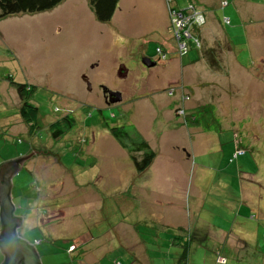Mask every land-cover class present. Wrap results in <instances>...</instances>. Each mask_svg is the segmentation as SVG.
Listing matches in <instances>:
<instances>
[{
    "label": "rangeland",
    "instance_id": "obj_1",
    "mask_svg": "<svg viewBox=\"0 0 264 264\" xmlns=\"http://www.w3.org/2000/svg\"><path fill=\"white\" fill-rule=\"evenodd\" d=\"M222 1L120 0L112 19L98 23L86 0H63L43 13L0 20V164L33 153L11 179L10 195L15 216H23L17 236L33 245L40 264H176L185 231L163 223L155 243L145 222L138 230L149 241L139 246L132 228L106 224L116 215L110 196L130 184L141 221L143 211L176 214L180 201L167 200L160 188L166 183L155 166L160 157L204 178L206 207L234 208L222 225L227 231L234 221V248L221 255L209 239L188 243L186 264H216L218 254L226 264H264V228L258 239L243 241L235 223L237 210L248 209L245 201H264V0H225L223 8ZM141 56L157 66L142 68ZM118 62L127 68L123 80L113 66ZM7 77L34 89L38 128L32 136ZM99 85L121 90L122 103L105 105ZM206 104L214 106L215 118L195 135L184 116ZM67 114L75 128L53 141L49 124ZM105 119L132 125L154 151L143 173L106 131ZM237 141L244 154L231 162ZM139 210L135 205L132 215Z\"/></svg>",
    "mask_w": 264,
    "mask_h": 264
},
{
    "label": "trees",
    "instance_id": "obj_2",
    "mask_svg": "<svg viewBox=\"0 0 264 264\" xmlns=\"http://www.w3.org/2000/svg\"><path fill=\"white\" fill-rule=\"evenodd\" d=\"M62 1L63 0H0V20L18 14L32 15V14L43 13L53 9ZM86 1L95 21L98 23H107L112 19V16L120 0H86ZM226 6L227 5H224L222 6V8ZM220 21L223 23L224 26L230 25V21L226 17H223ZM186 54L184 56H186ZM184 56H182V58ZM6 79L17 93V96L19 98L18 115L20 116L22 123L27 128V134L32 136V134H34L38 128L37 126L38 109L34 104L30 103V95L34 89L33 87L28 86L26 84L15 83L13 79L10 77H7ZM193 111L194 112L190 116L188 115L187 117L184 116V125L195 129L196 128L198 129L200 126H202L203 128L205 127L208 128L209 127L208 118L214 119L215 118L214 116L216 115L214 113L215 112L214 106L210 104L199 106ZM176 113H178V111ZM104 121L105 123L107 122L106 119ZM75 126H76L75 118L71 114H67L58 120H54V122L49 124L48 131L51 139L53 141H58L63 137H65L73 128H75ZM105 129L109 133V135L114 139V141L117 142L119 147L126 152L137 174L143 173L147 168H149V166L152 164L153 160L155 159V153L149 146H147L145 141L139 136V134L132 125L123 122L116 126H111L110 124L106 123ZM220 131L221 130L218 126L216 132H220ZM218 141L220 140L218 139ZM225 142H229V138L225 139L224 143ZM246 142L249 143L247 140ZM234 147H235V151L234 149H231L228 155L230 156L231 152H233L232 155L233 157L231 156L232 158L230 160L231 162L237 160L239 156H242L244 154V150L243 151L241 150L238 141L234 145ZM227 178L228 177H226L225 179L226 182H227ZM231 180L233 182L235 178L231 177ZM228 184L230 185L231 183ZM230 201L232 203L234 202V200L232 199ZM245 203L248 209H246L245 211H243L242 209H238L236 215L237 220L239 222V228H240L239 231L242 236L241 240L243 241L252 240V235H255L256 239H258L260 237L259 232L261 227L262 229L264 228V216H262V214L259 211L260 205L262 206V209H264V201H262L260 204L257 200L256 201L253 200L251 202L252 206H250L247 201H245ZM129 215H130V211H127L125 214L126 218H128ZM259 216H261V218ZM112 219H116L115 216ZM112 219H108L109 222L106 221V224L108 223V228H110V230L113 228L114 225V221ZM145 222L150 223V228L155 231V234L151 236L152 237L151 241H154L156 243L159 240V238L157 237V232H158L157 228L161 224H156L151 221L148 222L145 219L144 220L142 219L141 221L139 219V221L137 220V222L134 221L131 227L134 234L136 235V243L139 246H144L147 243V241H149L148 238L145 235H143L141 231L138 230L140 228L145 227V225H143V223ZM185 232H186V240L183 241L186 242V244L183 245L181 257L178 259L176 264H186L185 258L187 255L188 243H191V234L189 231H185ZM250 243L252 244L253 242ZM74 258L76 260H78V258L80 259L79 256ZM220 260H224L225 262L222 261L220 262ZM146 261H150L149 256L146 257ZM221 263L226 264L227 260L225 257L218 254V260L216 264H221Z\"/></svg>",
    "mask_w": 264,
    "mask_h": 264
},
{
    "label": "crops",
    "instance_id": "obj_3",
    "mask_svg": "<svg viewBox=\"0 0 264 264\" xmlns=\"http://www.w3.org/2000/svg\"><path fill=\"white\" fill-rule=\"evenodd\" d=\"M193 50L195 51V49H192L191 51ZM193 129L195 130V135H198L199 133L198 129L197 128L196 129L193 128ZM81 151L83 150L81 149ZM171 152H173V150H171ZM162 161L164 160L160 157L156 160V164H155L156 168H158V170L162 172V174L160 175L161 180L166 181V183L161 184L160 188L164 189L163 192L167 196V200H169V198L172 197H177L178 201H180L179 204H177L178 210L176 214L171 218L164 217L165 216L164 213L166 212H163V215L161 216H155L153 214H150V211L151 212H159V211H155V210L143 211L144 217L142 219L154 222L156 224H163V223L170 224L172 227L177 228L178 230L189 231L191 234V243L193 246H197V244H201L200 242L203 243L204 241L209 239L212 241V243H214L212 248L216 249V246H220L219 253L221 255L223 254V252H226V250H231L232 248H234L233 240L235 234L232 233V230L234 231V221L231 225L232 229H228L227 231H224L222 229L223 224L226 225L229 223V220L231 219L232 214L234 212V208H230L228 212H223L221 208L206 207L203 185H201L204 181V178L202 176L198 178V175L188 176L186 171L182 169L181 163L180 165H176L175 162L173 161H169V162L167 161L168 164L167 163L162 164ZM164 167H170V169L163 170ZM83 180L84 178L82 179L80 177V181ZM180 181L182 184H180ZM197 181L199 182L197 183ZM131 188H132V184L126 185L123 188H121V190L118 191L117 194L116 191L114 190L113 192L115 194L113 196H110L112 202L110 204V208L111 206H113L112 211H114L116 214L114 215L116 219H112L114 221L113 228L115 230L117 229V227L120 228V226H125L126 229L128 228L131 229L132 223L135 221V219L136 222L137 220L139 221L140 215L142 213V206L139 202L138 203L133 202L132 195L134 193H132ZM224 197L225 199L229 200L230 194H225ZM129 202H130V207L128 208ZM168 204L169 203L167 201L165 204L166 205L165 208H163L166 211ZM135 205H136V210L139 209L140 207L138 216H136L137 212L134 213V216L132 215L133 213L132 210L134 211ZM110 208L108 209L110 210ZM127 211H130V217L128 218H126L125 216ZM262 216H264V213H262ZM235 223H237V225L239 226V222L236 218H235ZM173 224L176 226H174ZM239 230L240 228L238 229L237 232H239ZM83 243L82 244L78 243L77 245V246L81 245L80 247H78L80 250L79 254L82 253L83 248L81 247H83L82 246ZM223 243H228L229 247H225L224 245H222Z\"/></svg>",
    "mask_w": 264,
    "mask_h": 264
},
{
    "label": "water",
    "instance_id": "obj_4",
    "mask_svg": "<svg viewBox=\"0 0 264 264\" xmlns=\"http://www.w3.org/2000/svg\"><path fill=\"white\" fill-rule=\"evenodd\" d=\"M142 62L148 68L154 65V62H150L148 58L142 59ZM109 96H115L111 102L119 101L118 94L109 93ZM31 154L0 164V255L2 256L0 264H40L33 245L17 236L23 216H14L15 208L10 195L11 179L20 170L22 161Z\"/></svg>",
    "mask_w": 264,
    "mask_h": 264
},
{
    "label": "flooded vegetation",
    "instance_id": "obj_5",
    "mask_svg": "<svg viewBox=\"0 0 264 264\" xmlns=\"http://www.w3.org/2000/svg\"><path fill=\"white\" fill-rule=\"evenodd\" d=\"M144 58H147V57L141 56V57H140V60H139V63H140V65L142 66V68H148V67H146V65H144V63L142 62V59H144ZM148 59H150V62H154V65H153L152 67H149L148 69H153V68H155V67L157 66V64H158V61H157L156 59H154V60H152L151 58H148ZM113 66H116V68H117V72H116V74H117V78H118L119 80H123V79H125V76L123 77V73H124V72H127V68L125 67V65H123L121 62H118V63L113 64ZM91 68H92V67H91ZM120 71H122V72H120ZM84 79H85V78H84ZM99 86H100V89H101L102 102H103L105 105L110 106V105H117V104L122 103V91H121V90L116 89V88H114V89H110V88H108V87H104V86H101V85H99ZM109 93H116V94H118V96H119V101L111 102V100L114 99L115 96H109ZM14 216H15V214H14Z\"/></svg>",
    "mask_w": 264,
    "mask_h": 264
},
{
    "label": "built area",
    "instance_id": "obj_6",
    "mask_svg": "<svg viewBox=\"0 0 264 264\" xmlns=\"http://www.w3.org/2000/svg\"><path fill=\"white\" fill-rule=\"evenodd\" d=\"M223 5H225V3H223ZM226 23H227V21H226ZM183 46H185V45L183 44ZM192 49H195V48L191 47V50H192ZM179 51H180V54H181V55H185L186 52H187V46H186L185 48L183 47L182 49L180 48ZM182 99L185 100L186 97H182ZM178 113L183 115V109H180V111H179ZM221 261H222V262H225L224 260H220V262H221Z\"/></svg>",
    "mask_w": 264,
    "mask_h": 264
},
{
    "label": "clouds",
    "instance_id": "obj_7",
    "mask_svg": "<svg viewBox=\"0 0 264 264\" xmlns=\"http://www.w3.org/2000/svg\"><path fill=\"white\" fill-rule=\"evenodd\" d=\"M223 3H225V5L227 4V2L226 1H222ZM224 6V5H223Z\"/></svg>",
    "mask_w": 264,
    "mask_h": 264
}]
</instances>
